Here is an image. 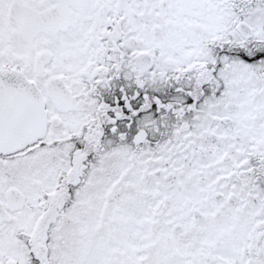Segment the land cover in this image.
<instances>
[{
    "label": "snow or ice",
    "instance_id": "6c2138e0",
    "mask_svg": "<svg viewBox=\"0 0 264 264\" xmlns=\"http://www.w3.org/2000/svg\"><path fill=\"white\" fill-rule=\"evenodd\" d=\"M0 264H264V0H0Z\"/></svg>",
    "mask_w": 264,
    "mask_h": 264
}]
</instances>
